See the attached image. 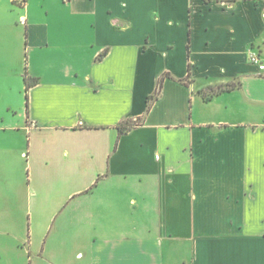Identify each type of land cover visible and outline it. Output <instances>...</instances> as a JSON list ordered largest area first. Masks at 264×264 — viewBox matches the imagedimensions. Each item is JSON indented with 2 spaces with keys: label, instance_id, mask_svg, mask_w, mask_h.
Segmentation results:
<instances>
[{
  "label": "crops",
  "instance_id": "obj_1",
  "mask_svg": "<svg viewBox=\"0 0 264 264\" xmlns=\"http://www.w3.org/2000/svg\"><path fill=\"white\" fill-rule=\"evenodd\" d=\"M250 50L264 0H0V196L28 179L0 215H28L29 260L264 264Z\"/></svg>",
  "mask_w": 264,
  "mask_h": 264
},
{
  "label": "rangeland",
  "instance_id": "obj_2",
  "mask_svg": "<svg viewBox=\"0 0 264 264\" xmlns=\"http://www.w3.org/2000/svg\"><path fill=\"white\" fill-rule=\"evenodd\" d=\"M16 8L20 9V6L17 5ZM28 184V179L26 176H23L17 182L11 183L8 189H4V193L1 198H7L9 200H16L20 197H23L27 193L26 186ZM38 193L32 191V193ZM13 217L14 225H6L2 219H8L10 221ZM28 215L22 212L14 214L13 216H2L0 215V264H50L48 261L40 260L36 258L35 260H29V220ZM39 230V229H38ZM37 234L41 232L42 229L38 231ZM48 244L51 240L54 239L56 231L55 229H48L47 231ZM54 236V237H53ZM39 243V238L37 240ZM39 246V245H37ZM38 248V247H37ZM65 263L63 264H77V261L72 258L69 253L65 256ZM54 264V262H53Z\"/></svg>",
  "mask_w": 264,
  "mask_h": 264
},
{
  "label": "trees",
  "instance_id": "obj_3",
  "mask_svg": "<svg viewBox=\"0 0 264 264\" xmlns=\"http://www.w3.org/2000/svg\"><path fill=\"white\" fill-rule=\"evenodd\" d=\"M189 69L191 70V64L189 65ZM24 81H25L27 90L38 83V80L31 78L28 75V73H26V75L24 77ZM162 82H163V79H161L156 92L152 96H150L148 98V110H147L148 113H149V111L151 109L152 103L155 102L158 99L159 95H160L161 88H162ZM232 88L233 87L220 88V89H218V91H214V93L218 94V93H221V92H224V91H229ZM137 126H138L137 122H135L133 120H126L124 123H122L119 126L120 134L129 133L132 129H134Z\"/></svg>",
  "mask_w": 264,
  "mask_h": 264
},
{
  "label": "built area",
  "instance_id": "obj_4",
  "mask_svg": "<svg viewBox=\"0 0 264 264\" xmlns=\"http://www.w3.org/2000/svg\"><path fill=\"white\" fill-rule=\"evenodd\" d=\"M249 60L253 65L257 66L261 74L264 75V60L261 57V54L254 50H250Z\"/></svg>",
  "mask_w": 264,
  "mask_h": 264
}]
</instances>
